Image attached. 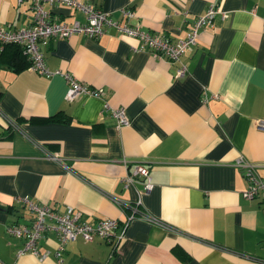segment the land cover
<instances>
[{
    "label": "crops",
    "instance_id": "1",
    "mask_svg": "<svg viewBox=\"0 0 264 264\" xmlns=\"http://www.w3.org/2000/svg\"><path fill=\"white\" fill-rule=\"evenodd\" d=\"M128 22L172 39L186 35L211 4L215 15L178 61L134 49L135 37L108 26L99 37L75 33L41 44L51 69L104 88V96L64 98L60 73L44 75L28 67L22 47L0 44V264H55L54 232L38 240L40 257L18 253L23 238L6 224H29L22 197L57 212L71 208L82 220L124 214L120 202L144 216L131 219L115 248L102 239L81 237L64 244L67 264H264V197L245 198L248 186L236 160L252 161L264 176V0H84ZM62 22L84 20L65 5H48ZM30 0H0V25L31 24ZM124 105L129 122L118 126L104 101ZM16 122L10 125L8 119ZM140 162L152 187L140 193L141 176L124 177ZM28 210V211H27Z\"/></svg>",
    "mask_w": 264,
    "mask_h": 264
},
{
    "label": "built area",
    "instance_id": "2",
    "mask_svg": "<svg viewBox=\"0 0 264 264\" xmlns=\"http://www.w3.org/2000/svg\"><path fill=\"white\" fill-rule=\"evenodd\" d=\"M21 1V0H19ZM48 5H65L84 14V20L74 19L72 22H62L51 16L46 8ZM33 9V19L31 24L20 28H10L0 25V44H19L23 51L29 56L28 67L47 76L62 74L67 81L68 87L64 98L73 100L80 94L92 95L96 97L104 96V88L93 86L86 81L78 79L69 71L51 69L44 58L41 44L46 43L48 38L54 36L67 37L75 33H81L90 37H99L108 26L114 27L118 32L137 38L138 45L134 49H149L157 57L166 58L169 61L180 62L175 70V75L183 76L187 71L185 63L181 62V57L189 45L195 43L201 29L205 26H212L215 15L226 17L228 13L220 7L211 3L206 10L192 22L186 35L182 38L172 39L162 33L154 32L141 26L139 22L131 24L128 19L133 15L130 7L120 9L121 18L115 19L106 10H103L93 3L84 0H30ZM104 109L110 110L118 126L127 124L129 117L124 105L113 106L108 100L104 101ZM9 124L16 126V122L8 119ZM256 127L264 128V118L256 120ZM236 164L243 169V175L248 180V186L242 190V196L253 198L264 197V176L257 173L255 164L240 156ZM141 176L142 188L140 193L147 192L152 187L150 170L143 163L138 162L132 173L127 174L123 181L125 185L133 184ZM27 208L32 214L29 224L17 220L6 224V232L9 235L23 238V246L17 250L18 253L30 251L43 258L47 251L38 249V240L47 232H54L57 236L58 245L55 249L56 263L67 264L62 259L64 244L81 237L86 241L102 239L113 248L124 236L125 229L129 221L138 216H144L150 221L161 225L167 229L174 227L161 219L146 214L140 210V198L134 203L120 202V208L124 214L121 219L117 217H102L95 223L82 220L78 212L68 208L65 212H57L46 203H38L28 196L22 197Z\"/></svg>",
    "mask_w": 264,
    "mask_h": 264
},
{
    "label": "trees",
    "instance_id": "3",
    "mask_svg": "<svg viewBox=\"0 0 264 264\" xmlns=\"http://www.w3.org/2000/svg\"><path fill=\"white\" fill-rule=\"evenodd\" d=\"M17 45H19V44H17ZM20 46V45H19ZM29 63V60H28V62H27V64Z\"/></svg>",
    "mask_w": 264,
    "mask_h": 264
},
{
    "label": "rangeland",
    "instance_id": "4",
    "mask_svg": "<svg viewBox=\"0 0 264 264\" xmlns=\"http://www.w3.org/2000/svg\"><path fill=\"white\" fill-rule=\"evenodd\" d=\"M28 211V210H27Z\"/></svg>",
    "mask_w": 264,
    "mask_h": 264
}]
</instances>
